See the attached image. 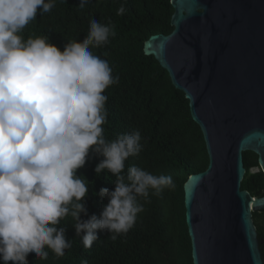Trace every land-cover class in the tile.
<instances>
[{"label": "clouds", "instance_id": "obj_1", "mask_svg": "<svg viewBox=\"0 0 264 264\" xmlns=\"http://www.w3.org/2000/svg\"><path fill=\"white\" fill-rule=\"evenodd\" d=\"M56 0H0V260L27 264L33 253L47 260L50 250L59 258L71 247L61 221L71 216L76 236L85 248L98 240L97 230H107L115 241L135 224L149 191L159 195L172 188L169 176H157L125 161L142 150L141 133L119 134L106 140L108 97L105 90L118 83L109 63L94 55L92 47L116 35L111 24L92 19L82 43L68 42L64 50L48 36L21 33L36 19L38 9L50 12ZM87 0H81L83 8ZM126 9L121 5L117 15ZM104 157L95 166L116 177L99 218L88 215L81 202L89 182L77 176L89 152ZM47 249V250H46ZM81 264H87L82 261Z\"/></svg>", "mask_w": 264, "mask_h": 264}, {"label": "trees", "instance_id": "obj_2", "mask_svg": "<svg viewBox=\"0 0 264 264\" xmlns=\"http://www.w3.org/2000/svg\"><path fill=\"white\" fill-rule=\"evenodd\" d=\"M81 0H56L50 12L38 9L21 35L28 37L48 36L51 44L60 51L73 40L82 43L87 37L92 19L101 24H111L116 35L99 47H92L94 55L106 60L118 83L109 86L104 94L108 97L107 123L103 125L106 140L119 134L141 133L142 150L125 161L123 175L130 166H138L154 175L171 177L174 187L163 188L159 195L149 191L148 200L137 197L143 211L137 214L134 226L115 241L107 230H97L98 240L85 248L76 236L71 216L57 227L66 228V240L71 247L57 258L50 250L48 259L41 260L33 253L26 257L27 264H192L190 242L184 222L182 187L188 177L203 172L207 157L198 127L191 121L188 103L182 93L174 90L169 78L156 61L143 53V45L153 35L167 36L172 31L169 21L172 9L169 0H87L83 8ZM126 9L117 15L118 8ZM104 157L89 152L77 176H83L88 192L82 203L88 215L82 220L99 215L108 198L101 197V188L114 191L116 177L106 169L98 176L95 166ZM244 176L240 190L252 198L264 195V174L257 157L251 152L242 154ZM255 169V173L251 170ZM264 264V211L251 214ZM47 250V249H46ZM0 264H4L0 260ZM8 264H12L11 261Z\"/></svg>", "mask_w": 264, "mask_h": 264}, {"label": "water", "instance_id": "obj_3", "mask_svg": "<svg viewBox=\"0 0 264 264\" xmlns=\"http://www.w3.org/2000/svg\"><path fill=\"white\" fill-rule=\"evenodd\" d=\"M167 36L143 45L184 96L206 169L183 184L192 264H263L251 214L264 195L240 190L242 154L264 174V0H169Z\"/></svg>", "mask_w": 264, "mask_h": 264}, {"label": "rangeland", "instance_id": "obj_4", "mask_svg": "<svg viewBox=\"0 0 264 264\" xmlns=\"http://www.w3.org/2000/svg\"><path fill=\"white\" fill-rule=\"evenodd\" d=\"M255 172H256L255 169L251 170V173H255Z\"/></svg>", "mask_w": 264, "mask_h": 264}]
</instances>
